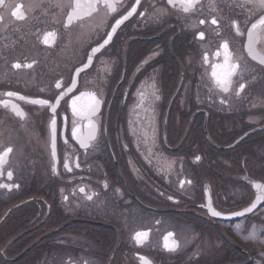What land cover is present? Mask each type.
<instances>
[{
  "label": "flooded vegetation",
  "instance_id": "1",
  "mask_svg": "<svg viewBox=\"0 0 264 264\" xmlns=\"http://www.w3.org/2000/svg\"><path fill=\"white\" fill-rule=\"evenodd\" d=\"M114 2L0 6V264H264L259 0Z\"/></svg>",
  "mask_w": 264,
  "mask_h": 264
},
{
  "label": "snow or ice",
  "instance_id": "2",
  "mask_svg": "<svg viewBox=\"0 0 264 264\" xmlns=\"http://www.w3.org/2000/svg\"><path fill=\"white\" fill-rule=\"evenodd\" d=\"M97 2H102L104 4V6L112 11V12H115L117 9H116V3L114 2V0H92V3H89L87 5L88 7V13L87 14H91L92 11H95V4ZM140 3V0H134V4L135 5H139ZM168 3L169 4H173L175 6L176 4V0H168ZM178 3H179V6L181 8H183L184 11H189L191 10L192 7H194V5L196 3H198V0H178ZM5 5V0H0V6H3ZM259 6L264 9V0H259ZM83 5L81 4V0H75V3L74 5L72 6V13L69 15L68 17V20H69V23L72 22V20L74 18H79L80 16V11L82 9ZM136 6H132L130 11L127 12L126 15H123L121 16L120 19H117L115 21V25L111 27V33H109L107 35V39H105L103 41V45H101V47H103L104 45H107L109 44V42L112 40V35L116 33L117 29L120 27L121 24H123V22L125 20H127L130 16H132L135 12H136ZM13 16H17V18L19 19H23L24 16H23V13L20 11V7H16V11L12 12L11 13ZM212 24H216L217 21L215 19H213L212 21ZM201 23H203V21H201ZM258 26H264V14L261 15V18L256 22V23H253L252 24V30H255L257 29ZM253 34L254 32L253 31H249L248 33V39H249V44L251 45L252 42H253ZM51 35V33L49 34ZM201 37H203V33H200ZM47 37L45 38V43H47ZM223 47L225 49H227L228 45L225 43L223 45ZM99 49H93V51H98ZM250 51H251V48H250ZM228 56H227V53H226V60H227ZM262 63H264V60L261 61ZM15 67L19 68L20 65L19 64H16ZM28 67H31V65H28ZM216 72L214 71L213 72V76H216ZM230 83V80H218V84L224 88L225 91L228 90V84ZM59 87V85H57ZM243 88V86L241 85V89ZM152 92H151V99L148 100V107H151L152 104L159 99V96L156 95V91H155V85L152 86ZM7 96L11 97V96H16L17 94L14 93V92H8L6 93ZM19 99H25V97L23 96H20ZM147 99V96L145 93L141 92L140 93V102H141V106L143 107L144 106V101ZM31 103L33 104H40V105H46L48 104V101L47 100H32L30 101ZM5 103V106H7V102H4ZM58 103V102H57ZM75 101H73V113L75 115H80L81 117L83 118H88L90 117L91 115L95 114V112L98 110L99 106H100V103L101 101L96 99L95 96L93 95L92 97V103L88 106L87 110L86 111H77L76 107H75ZM52 109V112L55 113L56 111V106L55 105H49ZM16 106L13 105V109L15 110ZM18 115H22L21 112H17ZM51 124H52V128H53V132H55V125H56V121L55 119L53 118L52 121H51ZM89 128H94V126L92 125L91 121H89ZM72 135L73 136H77V130L75 128V126L73 127V131H72ZM89 139H94V135L93 134H90L89 136ZM82 146L84 147H87L88 145L83 141L81 140L80 141ZM53 148H55V145L53 144ZM12 152V148H7L6 151H4L2 154H0V164H2L4 162V157H7L8 154ZM53 154H55V152H53ZM197 159H199V157H197ZM78 166V165H77ZM12 176V173L11 172H8V177L11 178ZM0 187H8V185H0ZM257 188L259 189H262L264 190V185H260V184H257L256 185ZM81 191H83V189H81ZM89 199H91V197H89ZM255 205L253 204L252 207L250 208H247L245 209V211L247 212H251L252 211V208H254ZM213 215L215 216H219L220 213L219 212H216V211H213L212 213ZM238 215H242V213H238Z\"/></svg>",
  "mask_w": 264,
  "mask_h": 264
},
{
  "label": "water",
  "instance_id": "3",
  "mask_svg": "<svg viewBox=\"0 0 264 264\" xmlns=\"http://www.w3.org/2000/svg\"><path fill=\"white\" fill-rule=\"evenodd\" d=\"M256 189L258 190V188L256 187ZM259 191V190H258ZM259 197H260V194H259ZM257 197V199L255 200L256 202L254 203V205H255V207H257L259 204H260V201H261V199H262V197ZM254 207V208H255ZM170 239H171V236L170 235H168L167 237H166V239H165V245L167 246V247H172V243H171V241H170Z\"/></svg>",
  "mask_w": 264,
  "mask_h": 264
},
{
  "label": "rangeland",
  "instance_id": "4",
  "mask_svg": "<svg viewBox=\"0 0 264 264\" xmlns=\"http://www.w3.org/2000/svg\"><path fill=\"white\" fill-rule=\"evenodd\" d=\"M167 220H168L169 223L166 224L165 226H167V227H172V226H171L172 223L170 222V219H167Z\"/></svg>",
  "mask_w": 264,
  "mask_h": 264
}]
</instances>
